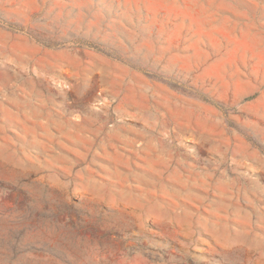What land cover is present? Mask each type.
<instances>
[{"label": "rangeland", "instance_id": "1", "mask_svg": "<svg viewBox=\"0 0 264 264\" xmlns=\"http://www.w3.org/2000/svg\"><path fill=\"white\" fill-rule=\"evenodd\" d=\"M0 264H264V0H0Z\"/></svg>", "mask_w": 264, "mask_h": 264}]
</instances>
